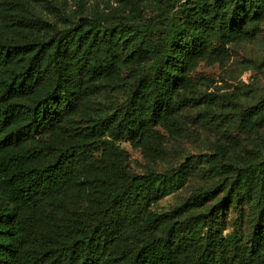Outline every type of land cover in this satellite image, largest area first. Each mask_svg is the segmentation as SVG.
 Returning <instances> with one entry per match:
<instances>
[{"label": "trees", "instance_id": "obj_1", "mask_svg": "<svg viewBox=\"0 0 264 264\" xmlns=\"http://www.w3.org/2000/svg\"><path fill=\"white\" fill-rule=\"evenodd\" d=\"M263 15L264 0H234L229 6L226 0H208L193 18L168 22L162 50H131L144 63L127 106L101 116L86 133L89 141L63 143L53 155L20 142L74 123L83 102L103 89L97 81L113 72L97 60V46L124 40L134 47L135 32L116 26L0 42V135L12 130L10 139L0 136V264H264V146L253 162L220 169L219 186L194 193L180 208L154 220L144 206L159 191L177 186L180 177L130 175L121 169L128 154L118 146L129 141L150 148L154 127L183 106L179 93L185 73L193 57L208 51L211 31L248 20L255 26ZM31 94L35 97L25 103L22 99ZM98 152L109 162L97 175ZM86 188L96 190L86 218L49 234L42 210L47 205L61 209L73 189ZM220 192L247 206L249 240L242 244L234 235L225 237L216 215L213 236L193 230L174 245L178 226L187 228L174 219L201 210ZM208 214L201 210L198 216L205 221Z\"/></svg>", "mask_w": 264, "mask_h": 264}, {"label": "rangeland", "instance_id": "obj_2", "mask_svg": "<svg viewBox=\"0 0 264 264\" xmlns=\"http://www.w3.org/2000/svg\"><path fill=\"white\" fill-rule=\"evenodd\" d=\"M205 1L208 0H0V42L116 26L135 32L134 47L124 40L97 46V60L109 64L113 72L97 81L103 89L83 102L73 116L74 123L31 136L20 145L41 146L44 153L53 155L63 143L89 141L86 133L101 116L127 106L134 82L142 74L144 62L131 54L132 48L162 50L165 25L179 23L183 17L193 18V11L200 10ZM226 2L229 6L234 0ZM252 23H227L211 31L208 51L193 57L185 73L179 93L183 106L154 127L150 148L134 147L129 141L118 143L128 154L121 168L124 172L138 176L152 172L167 181L180 177L177 186L159 191L144 206L151 220L174 212L196 192L216 188L224 178L220 169L253 162L256 152L264 146V15L257 25ZM25 61L23 57L19 65ZM34 97L31 94L22 100L30 103ZM148 100L149 95H144L142 101L146 104ZM11 134L9 130L0 136L10 139ZM96 156V174H104L109 161L99 152ZM95 192L94 188L73 189L63 208L56 210L47 205L41 212L49 221L46 231L54 235L69 230L78 219H85ZM201 210L209 213L205 221V217L198 216ZM201 210L174 219L187 225L183 229L178 226L173 234L174 245L178 246L179 239L193 230L201 237L213 236L210 226L216 215L225 237L234 235L242 244L249 240L252 221L245 204L233 202L220 192ZM209 243L215 246L213 239ZM200 245L203 241L194 250L198 251Z\"/></svg>", "mask_w": 264, "mask_h": 264}]
</instances>
